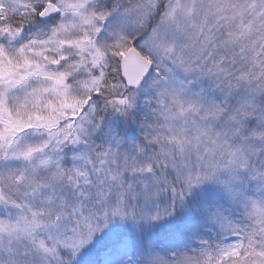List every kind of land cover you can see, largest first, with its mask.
<instances>
[{"label": "snow or ice", "instance_id": "obj_1", "mask_svg": "<svg viewBox=\"0 0 264 264\" xmlns=\"http://www.w3.org/2000/svg\"><path fill=\"white\" fill-rule=\"evenodd\" d=\"M0 264H264V0H0Z\"/></svg>", "mask_w": 264, "mask_h": 264}]
</instances>
